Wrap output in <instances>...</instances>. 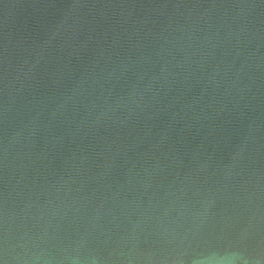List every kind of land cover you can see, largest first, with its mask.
<instances>
[{
  "label": "water",
  "instance_id": "obj_1",
  "mask_svg": "<svg viewBox=\"0 0 264 264\" xmlns=\"http://www.w3.org/2000/svg\"><path fill=\"white\" fill-rule=\"evenodd\" d=\"M0 264H264V0H0Z\"/></svg>",
  "mask_w": 264,
  "mask_h": 264
}]
</instances>
